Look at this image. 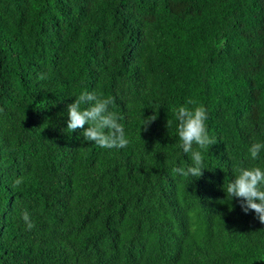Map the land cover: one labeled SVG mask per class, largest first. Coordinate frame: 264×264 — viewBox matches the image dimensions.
Listing matches in <instances>:
<instances>
[{
  "label": "trees",
  "instance_id": "1",
  "mask_svg": "<svg viewBox=\"0 0 264 264\" xmlns=\"http://www.w3.org/2000/svg\"><path fill=\"white\" fill-rule=\"evenodd\" d=\"M84 91L126 147L66 129ZM188 101L215 140L193 181L172 172ZM257 141L264 0H0V264H264V223L223 203Z\"/></svg>",
  "mask_w": 264,
  "mask_h": 264
},
{
  "label": "clouds",
  "instance_id": "2",
  "mask_svg": "<svg viewBox=\"0 0 264 264\" xmlns=\"http://www.w3.org/2000/svg\"><path fill=\"white\" fill-rule=\"evenodd\" d=\"M112 103L110 99L98 97L94 92L84 91L75 102L68 106L67 128L72 132L84 129L85 140L94 142L101 148H124L128 144L125 126L121 117L109 110ZM188 101L178 109H173L175 119L178 121L177 134L181 141L179 145L187 154L190 161L187 167L183 165L173 167L174 175L199 179L207 169L205 166V153L215 144L207 128L208 112L204 106L190 108ZM158 118V114L144 119V126ZM196 146L195 148L193 146ZM246 159L260 161L259 165L243 166L233 169L235 179L224 184L226 200L223 203L231 205L233 200L239 199L240 206L245 214L254 210L260 222L264 223V141L253 143L247 150ZM22 183L21 179L15 181L16 185ZM23 220L29 230L35 227L29 213L25 212Z\"/></svg>",
  "mask_w": 264,
  "mask_h": 264
}]
</instances>
